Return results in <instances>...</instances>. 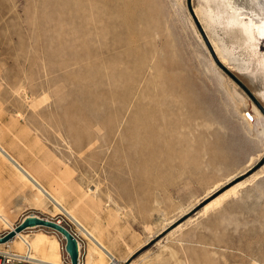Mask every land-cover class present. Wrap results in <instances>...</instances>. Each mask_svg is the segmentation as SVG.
I'll list each match as a JSON object with an SVG mask.
<instances>
[{
    "label": "rangeland",
    "instance_id": "374dc122",
    "mask_svg": "<svg viewBox=\"0 0 264 264\" xmlns=\"http://www.w3.org/2000/svg\"><path fill=\"white\" fill-rule=\"evenodd\" d=\"M203 1L0 0V232L66 212L96 240L84 264H264V104L240 76L264 69ZM140 119L168 145L125 140Z\"/></svg>",
    "mask_w": 264,
    "mask_h": 264
},
{
    "label": "bare ground",
    "instance_id": "6f19581e",
    "mask_svg": "<svg viewBox=\"0 0 264 264\" xmlns=\"http://www.w3.org/2000/svg\"><path fill=\"white\" fill-rule=\"evenodd\" d=\"M239 1H243L242 3H244V4L241 3L243 6H246L248 4L249 7L241 6V4H238ZM203 2L205 3V9H204L205 11L204 10L202 11V8H204L203 6H202V8H200V10H201V13L203 15L202 20L205 23V25L208 28H211L213 30L215 25L220 24L221 27H223V29H225L224 31L227 30L228 32H231V33L232 32L237 33L241 38L240 47L242 46L243 49L248 51L251 55L256 56L258 64L260 65L261 68L264 69V54L262 53L261 47H260L261 40H264V14H263L262 10L260 9L258 3L255 0H204ZM212 2H214V4H215V2L216 3L222 2L225 4L224 5L225 7H228V5H229V7L231 8V11H230L231 14L230 15L227 14L228 15L227 18L223 17V19L225 18L223 21L222 16L224 14H220V12H221V11H219L220 9L218 10L217 6L213 5ZM245 2H247L246 5H245ZM210 4L213 6H216L215 9H217L219 12L217 10H214V8H212L213 6L210 7L211 6ZM211 8L214 10V12L215 11L218 12L220 14V16L222 15L221 19H220V17H216L217 14L216 13L214 14V12H213V14L216 18L213 17ZM244 11H246V12H244ZM242 12H244L246 14L248 12L250 14L249 17L244 18ZM227 13H229V12H227ZM220 20H222L223 22ZM217 48H219V47H217ZM224 48H225V46H224ZM228 53L229 52H227V54ZM230 54H231V51H230ZM248 69L249 68H246L245 72L244 71L241 72L240 76L244 80V82H246L248 84V86H250L253 89V91L256 93V96L264 104V86L260 87L261 84H259L258 76H255V73H254V75H252V74L250 75L248 73ZM260 74H262V73H260ZM246 105L247 104H245V107H246ZM245 107H243V109L238 110V111H240V113L242 114L246 123L253 124L252 122L254 120L261 121L260 118L262 116H261V114L257 108H255L253 106V109H252L253 114H252ZM260 123H263V125H264V119ZM163 129H164V127H163ZM124 132L126 134L125 140H129V139H130V141L133 140L136 144V147L137 146L138 147L139 146H143V147L146 146L147 148L150 147V148H154V149H162V148H164L163 146H165V144L168 145V143H167L168 140L166 141V135L164 134V132H160L157 129V127L154 126V123H152L146 119H140L138 121L135 120L132 124V127L130 129H126V131H124ZM131 143H133V142H131ZM132 146H133V144H132ZM152 157H154V156H152ZM23 179L28 180L33 185V187L37 188V190L41 194L47 193L43 189H39L38 186H36L33 183V181H31L27 178V176L23 175ZM240 185L241 184H239V185L237 184V186L235 185L234 187H232L228 191L224 192L219 198H216V200L211 203L210 207L214 204L220 203V201L224 197L228 196L230 193H233L236 190V188ZM40 198H41V196H40ZM41 202H42V200H41ZM1 211H0V220L6 222V220H5L6 215L4 216V214L2 213L3 211L2 212ZM11 228H13V227H10V229ZM22 236L28 240V244H29L30 249H31V252H30L31 256L35 257L33 254L37 253V254L42 255L45 259L52 261V263L60 264L61 252H60V248H59V254H58V250H57L58 249V245H57L58 243H55L56 241L54 239L50 240L44 233H41V232L33 233L31 236L25 235L24 233L20 232V233L16 234V237L11 239L10 246H11V243L15 242V244L16 243L18 244L17 245L18 247H20L22 244L20 249L21 248L24 249L25 243L22 241V239H20ZM15 238H17V239L19 238L21 243L19 244L18 241L16 242ZM17 249H19V248H17ZM104 253L105 252L103 251V249L99 248L98 246H97V248H91L90 247V250L88 252L87 259H86V264H102L103 260H104V256H103ZM35 258H37V257H35ZM57 258H58V260L56 261ZM49 261H45V262H49ZM83 264H84V262H83ZM111 264H119V263L113 261Z\"/></svg>",
    "mask_w": 264,
    "mask_h": 264
},
{
    "label": "built area",
    "instance_id": "2783aa9c",
    "mask_svg": "<svg viewBox=\"0 0 264 264\" xmlns=\"http://www.w3.org/2000/svg\"><path fill=\"white\" fill-rule=\"evenodd\" d=\"M61 213L63 214V218L50 217L49 219L64 226L76 239L78 244V264H83L84 262L83 256L87 246L86 240H89L90 238L94 240V238L91 236L88 230L82 224H80L75 218H73L66 212H61ZM32 228L35 227L27 228L24 231H22V233H26L25 235H29L27 233L28 229H32ZM8 230H6L4 233H6ZM4 233L0 235H3ZM55 233L57 234L58 240L60 241V252H61L60 264H70L69 256L65 252V248H64L65 239L62 236L59 237L58 232ZM14 237H16V235ZM20 239H22V241L25 243V248L21 252L13 249L10 246L11 240L3 244H0V264H55L52 262H45L43 260H40L39 258H35L31 256L30 254L31 249L28 244V240L23 236ZM107 259H108V263H111L112 261L116 262V259H114L109 252H107Z\"/></svg>",
    "mask_w": 264,
    "mask_h": 264
},
{
    "label": "water",
    "instance_id": "95a60500",
    "mask_svg": "<svg viewBox=\"0 0 264 264\" xmlns=\"http://www.w3.org/2000/svg\"><path fill=\"white\" fill-rule=\"evenodd\" d=\"M255 1L258 3L260 9L264 14V0H255ZM38 226L47 227L60 233L65 239L64 248H65V252L69 256L70 264H78V244L76 239L64 226L46 217L33 215V214L25 215L21 219V221L18 224H16L13 228L9 229L3 235H0V244H3L11 240L12 238H14V236L17 233H20L27 228L38 227Z\"/></svg>",
    "mask_w": 264,
    "mask_h": 264
},
{
    "label": "crops",
    "instance_id": "0c3cea01",
    "mask_svg": "<svg viewBox=\"0 0 264 264\" xmlns=\"http://www.w3.org/2000/svg\"><path fill=\"white\" fill-rule=\"evenodd\" d=\"M6 220V219H5ZM0 222L2 223V224H6V222H4V221H2V220H0ZM5 231H3V232H0V234H2V233H4ZM50 233H52V232H50ZM50 238H55L56 240H58V236H57V234L55 233V235H52V234H50V235H48ZM88 248V247H87ZM87 248H86V251H85V257H86V252H87ZM40 259V258H39ZM41 260V259H40ZM44 261V260H43Z\"/></svg>",
    "mask_w": 264,
    "mask_h": 264
}]
</instances>
